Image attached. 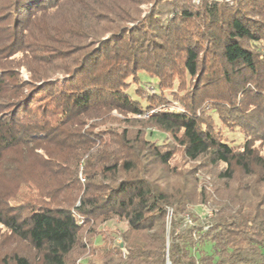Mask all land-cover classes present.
<instances>
[{
  "label": "trees",
  "instance_id": "1",
  "mask_svg": "<svg viewBox=\"0 0 264 264\" xmlns=\"http://www.w3.org/2000/svg\"><path fill=\"white\" fill-rule=\"evenodd\" d=\"M149 83L184 108L156 109ZM208 99L241 144L197 113ZM147 125L211 167L212 191L167 180L174 148ZM257 143L264 0H0V175L29 154L37 167L29 208L0 192V264H264ZM112 220L125 228L105 235Z\"/></svg>",
  "mask_w": 264,
  "mask_h": 264
},
{
  "label": "rangeland",
  "instance_id": "2",
  "mask_svg": "<svg viewBox=\"0 0 264 264\" xmlns=\"http://www.w3.org/2000/svg\"><path fill=\"white\" fill-rule=\"evenodd\" d=\"M223 1V0H219ZM228 1V0H227ZM150 3L144 2L141 4L142 13H144L149 8ZM20 74L25 79L27 78V72L24 67L20 68ZM143 80H145L143 78ZM152 83L147 84L144 86V90L146 94H154L155 89L153 87ZM181 93V91L178 90L177 87H173L171 89H163L161 91L157 90L156 94H163L165 97V101L161 104L155 105V108H171V109H180L184 108L179 100L177 99L178 94ZM175 94V95H174ZM213 101L211 100H204L201 102L199 108L197 109V113L200 115H208L212 117L213 122L215 123L216 127L220 129L221 136L230 144H241V142L244 139L243 134L239 131L237 127H229L226 128L218 118V116L212 112V106ZM116 117L119 119H122L120 115L117 113H113ZM142 118L145 117L144 115L141 116ZM140 118V117H139ZM133 125H128L131 130H135L139 127V124L136 122H131ZM123 126V125H122ZM144 132L148 139L156 142L161 143L163 146H173L174 148V156L170 160L169 169L175 168L174 171L167 170V173L164 172V175L167 176V180L172 182L175 186L179 184V180L183 178L184 176H187L189 183L193 184V182L196 184L197 188L201 186H205L206 190L212 191V189L215 186V178L214 173L211 169V167L204 166L203 163L199 161H190L183 157L180 148L178 145H175L174 142L170 140V137L158 130L157 128L153 126H145ZM260 152L264 155V143L263 144H256ZM18 159V158H17ZM19 162H17L16 166L13 164V169L4 171V174L0 175V192L8 194L11 196L13 202H21L26 206V208L30 207V197L31 194H33V188L30 190V179L36 178L37 173V167H35L34 162L30 154L27 157L19 158ZM78 178L80 180V184H83L84 179L81 175V172H78ZM72 188V187H71ZM65 189L61 192L60 198L62 197H70V199H74L73 197V189ZM32 191V193H31ZM77 199H74V203L72 205H77ZM210 204H208L209 206ZM202 207L201 205H194L191 208V212H194L195 214H201L202 212H210V207ZM188 214H186L187 216ZM210 215V214H209ZM100 227V231L104 232L105 235L109 234H116L119 231L123 230L125 228V224L123 222H119L117 220L109 221ZM0 232H4L5 235V229L0 226ZM119 241V238H117V242ZM7 245L10 246V242L8 239H6ZM99 238H96V243H99ZM19 251L23 253H29V249L26 247L24 243H18L16 244ZM93 260L96 262V258L93 257ZM75 264H77V261H75Z\"/></svg>",
  "mask_w": 264,
  "mask_h": 264
},
{
  "label": "built area",
  "instance_id": "3",
  "mask_svg": "<svg viewBox=\"0 0 264 264\" xmlns=\"http://www.w3.org/2000/svg\"><path fill=\"white\" fill-rule=\"evenodd\" d=\"M193 1L198 2V0H193ZM209 214L211 215V211L208 213V215H209Z\"/></svg>",
  "mask_w": 264,
  "mask_h": 264
}]
</instances>
